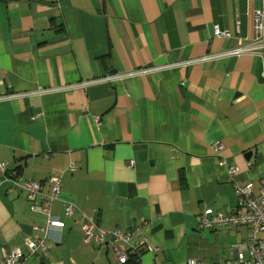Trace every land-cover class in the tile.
I'll return each mask as SVG.
<instances>
[{
	"label": "crops",
	"instance_id": "obj_1",
	"mask_svg": "<svg viewBox=\"0 0 264 264\" xmlns=\"http://www.w3.org/2000/svg\"><path fill=\"white\" fill-rule=\"evenodd\" d=\"M261 7L0 0V260L3 250L26 254V239H42L51 247L31 264H116L111 245L84 242L82 215L107 230L141 229L127 264L234 260L231 242H247L249 227L200 229L197 216L244 211L229 169L254 193L264 179L261 59L219 57L251 43ZM214 26L230 36L215 37ZM14 176L41 183L46 195L58 180L50 215L62 228L30 210Z\"/></svg>",
	"mask_w": 264,
	"mask_h": 264
},
{
	"label": "built area",
	"instance_id": "obj_2",
	"mask_svg": "<svg viewBox=\"0 0 264 264\" xmlns=\"http://www.w3.org/2000/svg\"><path fill=\"white\" fill-rule=\"evenodd\" d=\"M252 28L254 36L251 43L224 51L219 57H230L241 54L256 55L261 59L262 76L264 77V0H262V7L253 13ZM213 33L218 38L230 36L229 33L221 31L217 26L213 27ZM131 74L136 73L131 72L130 74L107 76L100 81L122 79ZM0 170L4 171V164H0ZM235 173L236 171L234 169H229L227 178L233 185L238 203L244 208V211L222 214L218 211L214 212L211 208H206L197 216V225L200 229H220L224 227L228 228L232 225L249 227L250 233L247 242L239 243L237 240L231 242V247L236 251V258L219 264H264V240L257 239L256 237L259 231H264V179H261L257 192L254 193L251 183L240 185L233 180ZM12 183L26 193L31 211L46 214V225L48 227H63L62 221L56 220L50 215L52 202L58 199L60 194L58 180H49V183L52 185V193L50 195L41 192V183L21 181L16 176L13 177ZM63 209L65 215L71 217L74 213L75 206L71 202L64 203ZM81 220L85 224L83 227L84 242L86 244L95 242L100 247L111 245L116 264H126L128 262V254L130 252H138L139 246L135 244V240L142 238L140 228L132 232H121L119 230L103 229L98 226L96 221L87 219L84 215L81 216ZM34 229L39 228L34 227ZM25 247L27 249L26 254L19 249L3 250L0 264H31L30 258L33 254L38 250L44 253L51 246L47 245L42 239H26ZM243 249L247 250L248 258L244 257L242 253ZM186 264L203 263L190 260Z\"/></svg>",
	"mask_w": 264,
	"mask_h": 264
},
{
	"label": "water",
	"instance_id": "obj_3",
	"mask_svg": "<svg viewBox=\"0 0 264 264\" xmlns=\"http://www.w3.org/2000/svg\"><path fill=\"white\" fill-rule=\"evenodd\" d=\"M251 154H252L251 152H248L247 154H245V157L247 160H249V157L251 156Z\"/></svg>",
	"mask_w": 264,
	"mask_h": 264
},
{
	"label": "trees",
	"instance_id": "obj_4",
	"mask_svg": "<svg viewBox=\"0 0 264 264\" xmlns=\"http://www.w3.org/2000/svg\"><path fill=\"white\" fill-rule=\"evenodd\" d=\"M127 264V263H126Z\"/></svg>",
	"mask_w": 264,
	"mask_h": 264
}]
</instances>
